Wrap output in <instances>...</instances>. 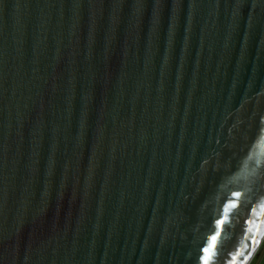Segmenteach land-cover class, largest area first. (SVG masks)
Returning a JSON list of instances; mask_svg holds the SVG:
<instances>
[{
	"label": "water",
	"instance_id": "obj_1",
	"mask_svg": "<svg viewBox=\"0 0 264 264\" xmlns=\"http://www.w3.org/2000/svg\"><path fill=\"white\" fill-rule=\"evenodd\" d=\"M262 178L264 0L0 4V264H248Z\"/></svg>",
	"mask_w": 264,
	"mask_h": 264
},
{
	"label": "trees",
	"instance_id": "obj_2",
	"mask_svg": "<svg viewBox=\"0 0 264 264\" xmlns=\"http://www.w3.org/2000/svg\"><path fill=\"white\" fill-rule=\"evenodd\" d=\"M264 239L261 242V248L260 251L258 253V255H256L252 261L250 262V264H264Z\"/></svg>",
	"mask_w": 264,
	"mask_h": 264
},
{
	"label": "snow or ice",
	"instance_id": "obj_3",
	"mask_svg": "<svg viewBox=\"0 0 264 264\" xmlns=\"http://www.w3.org/2000/svg\"><path fill=\"white\" fill-rule=\"evenodd\" d=\"M3 3V0H0V4ZM264 179V178H262ZM205 255L200 256L199 259L203 262V264H210V256L208 255L209 249L208 248H204L203 249Z\"/></svg>",
	"mask_w": 264,
	"mask_h": 264
},
{
	"label": "bare ground",
	"instance_id": "obj_4",
	"mask_svg": "<svg viewBox=\"0 0 264 264\" xmlns=\"http://www.w3.org/2000/svg\"><path fill=\"white\" fill-rule=\"evenodd\" d=\"M263 239H264V231L261 233L259 239L256 241V243H255V245L253 247L252 255H251V257H250V259H249L248 262H250V260L252 259V257L256 253V251L258 250V248H259V246H260V244H261V242H262Z\"/></svg>",
	"mask_w": 264,
	"mask_h": 264
},
{
	"label": "rangeland",
	"instance_id": "obj_5",
	"mask_svg": "<svg viewBox=\"0 0 264 264\" xmlns=\"http://www.w3.org/2000/svg\"><path fill=\"white\" fill-rule=\"evenodd\" d=\"M262 241H263V240H262ZM263 247H264V245H263ZM260 248H261V244H260L258 250L256 251V253L254 254V256L252 257V259H253L256 255H258V253H259V251H260ZM252 259L250 260V262L252 261ZM250 262H249L248 264H250Z\"/></svg>",
	"mask_w": 264,
	"mask_h": 264
}]
</instances>
